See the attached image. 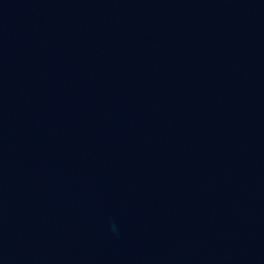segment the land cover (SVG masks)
<instances>
[{
    "label": "water",
    "instance_id": "water-1",
    "mask_svg": "<svg viewBox=\"0 0 264 264\" xmlns=\"http://www.w3.org/2000/svg\"><path fill=\"white\" fill-rule=\"evenodd\" d=\"M0 264H264V0H0Z\"/></svg>",
    "mask_w": 264,
    "mask_h": 264
}]
</instances>
